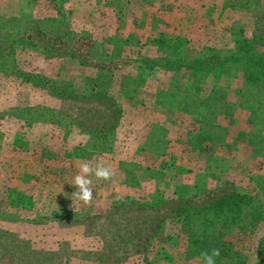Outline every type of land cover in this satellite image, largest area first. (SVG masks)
Listing matches in <instances>:
<instances>
[{
    "label": "rangeland",
    "instance_id": "374dc122",
    "mask_svg": "<svg viewBox=\"0 0 264 264\" xmlns=\"http://www.w3.org/2000/svg\"><path fill=\"white\" fill-rule=\"evenodd\" d=\"M202 1L208 32L204 45L197 50L194 44L186 48L182 41L161 39L158 46L165 54L154 65H179L184 75L161 78L156 73L147 86H175L194 112L199 101L210 100L211 107L202 109L201 122L175 125L181 134L196 133L194 142L204 137L210 143L211 152L202 158L206 161L201 164L197 158L203 171L186 173L183 180L188 187L174 193L157 190L152 195L143 185L131 188L129 196L100 204L93 199L86 205L72 196H57L47 185L53 175L41 167V141L49 150L56 148L57 154L84 144L87 151L93 149L96 134L102 132L96 123L104 121L105 114L96 118L86 113L98 110L84 103L86 86L117 85L98 82L90 70L73 77V66H93L109 79L118 64L130 63L124 58L131 56V50L120 49L113 59L108 44L101 41L108 36V27L98 21L99 7H105L106 0H0V244L5 246L0 248V264H203L186 233L193 214H187V221L186 213L179 214L191 206L207 211L193 217L198 226L192 228L203 234L201 220L205 216L210 222L203 223L208 233L205 243L220 250L216 264H264V248L257 251L259 242L264 244V0ZM114 14L113 10L107 17ZM110 33L115 36V28L110 26ZM196 68L203 72L194 84L191 72ZM130 75L122 83L128 93L136 80ZM180 86L205 90L192 93ZM74 87L81 92L75 93ZM100 95L109 105L112 99ZM124 108L132 115L129 107L116 108L122 120L114 131L116 145L109 149L110 160H115L103 162L114 176L119 174L117 179L125 176L127 183L138 185L137 165H126L128 156L121 152L129 131L123 122ZM51 113L68 123H50ZM69 123L78 124L79 131L68 128ZM88 131L94 134L91 139L80 138ZM159 146L153 149L163 150V143ZM117 190L114 187L113 192ZM233 193L245 197L240 208L234 203L219 211L207 208Z\"/></svg>",
    "mask_w": 264,
    "mask_h": 264
},
{
    "label": "crops",
    "instance_id": "0c3cea01",
    "mask_svg": "<svg viewBox=\"0 0 264 264\" xmlns=\"http://www.w3.org/2000/svg\"><path fill=\"white\" fill-rule=\"evenodd\" d=\"M106 1L107 2L103 4L105 7H99V10L101 9V16H99L98 21L108 27V36H103L101 41L108 44L110 58L113 59L118 57V52L121 54L120 49H130L131 56L124 58V60L129 58L131 64H118L117 69L112 72V76H110L109 79L106 78L107 74L102 75L101 72L94 69L93 66H84L82 64L73 66L75 73L73 72L71 75L76 77L79 74H87V72L84 71L90 70L92 72L89 74L95 75L93 77H97L98 82L102 83L104 80L108 84L117 85L86 86L85 93L87 94H85L84 97H86L87 100L85 99L84 103L90 104L89 107H91V109H98L96 110L97 112L90 111L86 113H91L96 118L99 117V114H105L106 119L102 121V118H100L99 123L107 124L109 121L113 120L114 122H121L122 117L120 115L110 118L108 114L115 111L120 105L131 109L132 115L129 113V110L124 108L126 114L124 110L125 116L123 122L126 124V128L129 129V131L127 132L126 146L121 152L128 156L127 160H129V162H126V165H137L136 177H138V185L137 183L135 185L127 183L126 180L128 177L126 179L125 176L117 179L116 177H119V174L116 176L113 175L112 178L106 182L92 179V187L94 189L93 199L99 204L107 201V199H120L121 197L129 196L132 192L131 188L138 189L143 185L148 186L152 195L157 190L161 193L162 191L168 194L171 191L174 193L181 187H188L187 183L183 180V176H185L186 173L188 174L191 170L198 172L199 169L203 171L204 167L200 166V164L198 165V159L202 164L206 161H203L202 158L204 159V156L211 152V150H208V144L210 143L204 139V137H198L200 138L199 141L194 142L192 139L196 138V133L193 131L189 132L187 128L185 130L188 132L181 134L177 132L179 129L175 125L178 124L179 126L181 123L183 124L185 120H189L195 124L201 122L202 118H204L202 109L205 107L209 109L211 107V102L208 99H206V101H199L194 112V110H188L186 106L187 100H185L187 97L183 96V93L181 94V91H178L175 86L147 85L156 73L161 78H166L167 75L172 73L184 75V70L179 65L169 68L165 66L162 68L154 65L158 62L157 60L162 58L165 54L158 46V42L161 39L167 42L182 41L184 47L188 48L190 47L189 45L194 44L197 50L199 46L204 45V36L208 33L205 28L206 25L203 22V16H205L204 1L194 0L195 2L192 3L187 0H153L152 3H148L142 0H119V4L117 5H115L114 0ZM217 6L220 9L222 4H217ZM93 8L96 9L95 6H92L91 10H94ZM189 9H194L195 13H199L200 16L193 17L192 15L194 13L191 12L192 15H190V13H188L190 12ZM113 10L115 11L114 18L109 19L107 16ZM183 10L187 12L182 15L180 12ZM217 17L222 16L218 14ZM216 23L221 24V21ZM110 26L113 29L115 28V36L110 33ZM193 34L199 37H192ZM186 48H183L184 51L182 52H185ZM196 56L198 57L197 54ZM197 57H194V59H197ZM199 57L202 59V56ZM71 68L72 67H70V71ZM130 69L134 70L133 75L136 77V80L133 88L128 93L122 83L131 74ZM202 72L203 70L201 68L192 70L191 73L193 74L191 79L192 82H195L194 84H197L198 75H201ZM187 74L189 73L187 72ZM134 77L130 75V78L133 80L135 79ZM139 78H141L144 83H142ZM184 80L187 82L189 80V75H186ZM180 87H182V91L187 90L192 93L198 92V90H200V92L205 90L204 86ZM74 89L75 93L81 92L75 87ZM212 90H214V88H212ZM109 91L112 93L115 92L113 94L117 97L119 96L120 104L116 102L117 99L113 98L112 93H108ZM136 92L137 99L135 97ZM102 93H104V96L106 95L107 98L112 99L110 100L112 103L111 105L107 106L102 102L101 96L103 95H100ZM130 94H133V97L130 98ZM139 94H146V96L138 99ZM188 94L189 96L192 95L190 93ZM195 101L198 103V98L195 97ZM112 106L115 107L110 109ZM84 118L86 119V117ZM89 120L90 119H88V121ZM118 126H120V124L117 123L115 130ZM76 130L79 131V128L76 127ZM200 131H197L198 134ZM89 133L91 132H84L82 134L83 136L81 135L80 138H84L85 136L91 139L94 134L91 135ZM98 134H96V141L94 140L95 142H92L95 148H90L89 151H87L88 148L84 147V144L77 147L70 146L71 148L64 151L62 154L60 152L57 154L56 148L49 150L46 148V144H43L44 142L41 141V145H43L40 146L42 147L40 149V155L43 156L41 167H43L46 173H48V171L52 172V181H48L49 183H47V185L52 187L54 194L65 197L72 196L73 192L78 191V189L73 186V182L76 176L74 170H79L80 164L87 162L90 166L95 167L99 162H103L104 159H111L110 156L113 150L110 152L109 149H111L114 143V131L110 136L112 139L111 146H109L106 152H103L101 146H99L101 143L98 142ZM141 142L143 143L141 144ZM162 143L163 150L156 151L153 149L160 147L159 145ZM58 150L60 151V148H58ZM91 158H97L98 163H93ZM114 160L115 159L110 161ZM103 163L107 166L106 162ZM123 165H125V163L122 162L118 169L123 170ZM196 165H198L199 168L196 169ZM119 170H117V173L122 171ZM114 187L120 190L113 192ZM72 199L78 200L75 197Z\"/></svg>",
    "mask_w": 264,
    "mask_h": 264
},
{
    "label": "trees",
    "instance_id": "16d2710c",
    "mask_svg": "<svg viewBox=\"0 0 264 264\" xmlns=\"http://www.w3.org/2000/svg\"><path fill=\"white\" fill-rule=\"evenodd\" d=\"M51 22H53V21H51ZM59 28H61V26ZM59 28H57V29H59ZM258 65L260 66V64H258ZM111 104L112 103H111V101L109 99V105H111ZM109 105H107V106H109ZM114 107L115 106H112V107H110V109L114 108ZM115 111H116V109H115ZM115 111L108 113L110 118L117 116V112H115ZM48 116L51 117V119L49 120L50 123H57V124L68 123V119H66V122H65L64 121L65 118H62V117L58 118L59 116L55 117L52 113L50 115L48 114ZM105 119H106V117H105ZM23 122L26 124L27 120L24 119ZM117 123H118V121L114 122V120L113 121H109L107 124L99 123V122L96 123V125H97L96 128H99V129L102 128V132L98 134V138H99L98 142L101 143L100 146H101V150L103 152H106V149L108 150L109 146H111L112 139H111L110 136L113 133V131H115V127H116ZM27 125H29V124L27 123ZM66 126L68 128H72V127H77L78 128V124H76V123H69ZM231 200H233V201H231ZM244 201H245V197L244 196H241L239 194H234L233 193V194L225 196L223 199L222 198L217 199L214 203L209 204L210 208L207 207V206L206 207L208 209H210V210L219 211V209H221L222 207H225V206H228V207L231 208V204L234 203L233 204L234 206L240 208ZM179 211H180L179 214L186 213V216L183 217L184 220H186V221L188 220L187 214L188 213L193 214V216H192L193 224L191 225V223L189 221V226L190 227L188 228V232H186V233H188L190 245H193L194 247H196V249L198 250V252H197L198 254H201V252H203V251H211V249L214 248V245L213 244H209V246L207 247V244L205 243V240H206V242H208V238H207L208 237V233L205 232L206 231L205 229H207L206 226H203V223H207V226H208L210 224V222L206 221L205 216L203 217V220H201L202 225L201 224H199V225H201L200 229H204V233L203 234H201L199 231H196L194 228H192V226L195 227V228L198 226L197 222H195L196 219H193V217H196V215L199 214V213L201 215L206 214L207 211H206L205 207L198 208L196 206H191V207L184 208V210L180 209ZM138 233H140V232H138ZM0 248H2V249L5 248L4 244H2V245L0 244ZM257 248H258L257 249L258 252L262 251V249L264 248V244H262V242L260 241L258 246H257ZM223 253H224V250H222V254ZM223 257H225V256H223ZM146 263L147 262H145V264Z\"/></svg>",
    "mask_w": 264,
    "mask_h": 264
},
{
    "label": "clouds",
    "instance_id": "9594fccd",
    "mask_svg": "<svg viewBox=\"0 0 264 264\" xmlns=\"http://www.w3.org/2000/svg\"><path fill=\"white\" fill-rule=\"evenodd\" d=\"M95 176L97 180H110L114 175L110 166H106L102 161L95 167L84 162L79 165V173L75 176L73 186L78 191L72 193V197L82 201L84 204H91L93 200V187L91 176ZM203 264H216V258L220 255V250L213 248L211 251L201 252Z\"/></svg>",
    "mask_w": 264,
    "mask_h": 264
}]
</instances>
